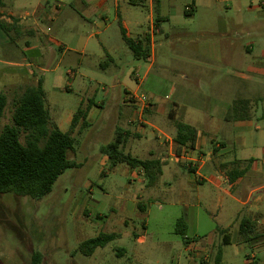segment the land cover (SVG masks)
<instances>
[{
    "label": "crops",
    "instance_id": "crops-1",
    "mask_svg": "<svg viewBox=\"0 0 264 264\" xmlns=\"http://www.w3.org/2000/svg\"><path fill=\"white\" fill-rule=\"evenodd\" d=\"M0 3V19L11 22L10 18L15 17L20 20L18 34L11 33L9 36L0 28V51H4L6 56L19 49V40L29 37L27 48L44 57L41 43L46 40L43 36H49L62 53L61 61L66 59L67 54H75L82 64L99 67L104 73L125 64L134 68L130 76L140 84L134 86L128 81L118 80L125 86V95L122 103L117 105L115 124H124L126 127L123 128L141 138L137 142L129 141L127 145V151L133 156L139 153L143 155L135 156L139 159L159 160L163 164L161 176L165 173L179 176L181 195L189 196L195 192L198 202L202 203L212 201L213 189L229 195L232 192H244V195L248 192L242 202L247 206L253 194L264 189V110L261 112L257 108L258 102H264V40H252L236 48L227 40L228 16L233 10L239 15L237 25L246 36L264 34V0H188L184 4L177 0H0ZM68 3L77 6L79 14L69 8ZM220 4L230 6L222 11ZM122 29L129 38H150V56L147 59L134 56L125 43ZM208 36L220 39L210 40ZM157 43L160 47L170 43L175 50V62L182 67L179 71L182 84L174 89L175 99L171 107L152 100L151 108L141 115L136 107L127 102L126 94L140 92L142 82L159 64ZM51 53H55L53 48ZM0 64L17 68L33 66L32 63L1 58ZM7 76L8 73L0 68V81ZM193 85L196 87L193 88ZM239 100L250 103L247 112H233V105ZM74 114L70 112L60 122L53 120L61 130L63 124L69 126V131ZM136 122L139 125H133ZM176 122L187 123L197 131L195 146L183 147L179 153L174 142ZM149 127L151 132L147 131ZM77 129L79 132V126L74 134ZM164 137L171 142H162ZM176 155L182 156L175 158ZM103 162L109 167V158L105 154ZM119 165H126L125 169L134 180L142 177L144 188L148 185L141 168H132L126 163L116 167ZM178 167H183L187 175ZM105 175L107 170L104 168L102 176ZM232 176L236 178L231 181ZM226 178H229V184L225 182ZM155 185L149 186V189ZM136 204L138 209L139 204L145 207L142 199L137 202L127 199L120 209L125 213L133 210ZM263 208L264 196H261L254 200L252 218L246 219L251 220L254 227L251 233L253 240L247 242L239 232L243 241L238 243L253 244V248L262 245ZM87 209L89 218H92V211ZM223 231L227 230L220 231L224 237ZM138 240L145 239L139 237ZM192 245L191 242L188 247ZM198 248L202 249L201 245ZM252 256L255 258L251 264H255L257 255ZM222 261L223 250L218 264Z\"/></svg>",
    "mask_w": 264,
    "mask_h": 264
},
{
    "label": "rangeland",
    "instance_id": "rangeland-1",
    "mask_svg": "<svg viewBox=\"0 0 264 264\" xmlns=\"http://www.w3.org/2000/svg\"><path fill=\"white\" fill-rule=\"evenodd\" d=\"M177 1L184 4L188 0ZM254 3L257 4L256 1ZM67 6L79 14L77 6L69 3ZM228 6L230 4L219 5L222 11ZM238 18L234 10L228 16L229 43L235 44L236 48L252 40H264V34L246 36L237 25ZM50 34L53 35V32ZM43 37L46 39L41 43L44 57L27 48L29 37L19 40V49L12 54L6 56L4 51H0L2 60L33 65L17 68L0 64V68L8 73L0 81V92L7 93L9 100L0 121V131L4 125L12 123L14 98L20 96L26 87L37 85L39 80L46 92L47 108L57 122L70 112L76 113L82 103L87 105L93 101L96 104L88 117L91 124L81 134L77 129L74 134L77 139L75 152L68 155L79 167L67 169L54 184L52 192L40 200L10 193L0 194V264H32L36 253L37 264H215L219 246L223 250L221 264H251L249 259L252 254L257 255L255 264H264V236L260 239V247L238 243L243 241L239 235L240 223L243 219L252 218L254 200L264 196V189L254 193L247 206L242 202L248 192L245 195L244 192L229 195L218 189H213L212 201L199 203L195 192L189 196L180 194L179 176L165 173L152 189L146 185L144 192L142 177L134 180L125 169L126 165H119L110 171L103 162L101 148L113 141L117 127H126L115 124L117 105L122 103L125 95V86L119 81L125 80L134 86L140 84L130 76L134 68L125 64L104 73L99 67L82 64L75 54H67L66 59L61 61L62 53L57 44L51 42L49 36ZM207 38L220 39L218 36ZM156 48L159 64L142 82L138 93L171 107L175 99L174 89L182 84L179 78L182 67L176 64L175 50L170 43L161 47L157 43ZM151 94H154L153 97ZM99 103L103 105L98 106ZM257 108L262 112L264 102H258ZM68 128L62 125V131ZM147 131L151 132L152 128H147ZM156 139L159 140L158 137ZM139 140L140 137H133L130 142ZM161 140L171 142V139L167 141V137ZM134 155L143 157L139 153ZM104 168L107 175L102 176ZM178 169L187 175L183 167ZM127 199L135 202L142 199L144 210L138 209L136 204L133 210L123 213L120 207ZM87 208L92 211V218H89ZM261 211L264 213V208ZM100 214L103 215L100 217ZM179 219L186 224L185 236L197 248H189L183 236L176 233ZM223 229L232 239L228 245L222 244L220 231ZM102 231H117L121 237L97 248L92 256L76 251L82 242ZM139 237L145 240L140 241ZM199 245L202 249L198 248Z\"/></svg>",
    "mask_w": 264,
    "mask_h": 264
},
{
    "label": "trees",
    "instance_id": "trees-1",
    "mask_svg": "<svg viewBox=\"0 0 264 264\" xmlns=\"http://www.w3.org/2000/svg\"><path fill=\"white\" fill-rule=\"evenodd\" d=\"M1 5V3H0ZM11 22L0 19V28L9 36L18 34L19 19L11 17ZM125 43L137 59H147L150 56V38L133 39L126 36L122 29ZM9 100L7 93L0 92V121L4 117ZM46 92L41 80L37 85L26 87L20 96L13 100L12 123L4 125L0 131V194H14L19 197H29L40 200L52 192L58 178L70 168H77L79 164L69 159V152L75 150L77 139L75 129L79 126V133L89 127L88 116L94 106L90 101L78 107L73 116L71 129L63 132L52 119L47 108ZM249 102L239 100L233 105L234 113L247 112ZM177 134L174 142L176 152L183 147L193 148L197 140L195 128L184 122H176ZM22 137L24 141H22ZM137 137L131 131L117 127L115 138L101 148V152L109 158V169H114L118 164L126 163L132 168H141L147 179L148 186L155 185L163 174V164L157 159H139L127 151L131 138ZM236 178V177H235ZM234 176L230 180L235 179ZM139 209L144 208L139 204ZM251 220H244L240 225V235L252 241ZM186 224L179 219L176 233L184 238L186 245L193 242L185 236ZM222 244L231 243L230 235L223 231ZM119 233L102 232L95 237L84 241L78 248L86 256H92L97 248L105 247L116 240ZM197 240V239H195ZM123 250L120 253L123 254ZM222 257L220 247L215 261L218 264ZM38 254H34L32 264H37Z\"/></svg>",
    "mask_w": 264,
    "mask_h": 264
},
{
    "label": "built area",
    "instance_id": "built-area-1",
    "mask_svg": "<svg viewBox=\"0 0 264 264\" xmlns=\"http://www.w3.org/2000/svg\"><path fill=\"white\" fill-rule=\"evenodd\" d=\"M126 100L127 102L136 107V109L139 111V113L142 115L151 108L152 106V99L147 96L146 94H140V93H127L126 94ZM182 156V155H181ZM181 156H175V158H180ZM227 184H229V178L224 179ZM192 248H197V246L192 245ZM255 256H252L250 258V263L254 261Z\"/></svg>",
    "mask_w": 264,
    "mask_h": 264
}]
</instances>
